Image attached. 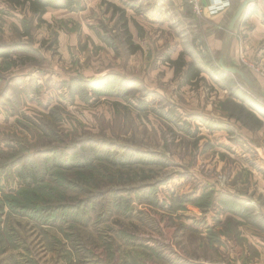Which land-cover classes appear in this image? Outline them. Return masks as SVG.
Wrapping results in <instances>:
<instances>
[{
    "label": "rangeland",
    "instance_id": "obj_1",
    "mask_svg": "<svg viewBox=\"0 0 264 264\" xmlns=\"http://www.w3.org/2000/svg\"><path fill=\"white\" fill-rule=\"evenodd\" d=\"M242 2L219 24L189 0H73L42 20L0 0V46L11 50L0 58V264H246L231 245L259 217L244 166L264 152V117L257 112L258 124L207 72L183 85L169 62L197 59L200 37L215 62L223 56L250 77L254 88L238 80L264 104V75L249 66L264 55L246 52L245 62L240 53V26L255 12L264 22V0L229 33ZM109 3L126 9L142 51L129 53ZM31 165L39 183L28 189L17 170ZM40 196L72 206L22 215Z\"/></svg>",
    "mask_w": 264,
    "mask_h": 264
},
{
    "label": "trees",
    "instance_id": "obj_2",
    "mask_svg": "<svg viewBox=\"0 0 264 264\" xmlns=\"http://www.w3.org/2000/svg\"><path fill=\"white\" fill-rule=\"evenodd\" d=\"M10 2L16 6H22L24 8L26 7L28 11L31 12L39 20L43 19L44 15L46 14L49 8H55V9L70 8L73 4V0H10ZM109 6H110L109 9H113L114 15L119 14L118 20H119L121 29L123 30L125 34V37H126L125 43H126V46L128 47L129 53L135 54L139 51H142L143 49L142 45L135 42L134 34L130 30L129 17L127 16L126 9L120 7L119 5L115 3H109ZM246 13H247V9H245L244 13L242 14L239 20H241L242 17ZM132 21H133L134 27L137 30L138 37L143 40L146 36L145 28L135 18H133ZM97 34L100 37V39L106 42L109 46H111L115 50L118 49L114 42H111L108 38L103 37L100 34V32H97ZM196 39H199L200 41V45H197V43L194 41L196 43V47L199 48V51L197 52V59L195 58L191 61H187L183 53H181L179 57L175 60L169 59L170 64L173 66L175 76H180L183 78V85L194 86V85H198L204 79L203 77L204 72L211 74L212 76L215 77L216 82L222 84L225 89L229 90V92L235 99H239L242 101V104H243V106H241L242 111H245V112L246 110L250 111L253 118L257 117L256 120L258 121V124H262L263 121L260 120V118H258L257 115L258 113H260L264 117V104L258 101V99L252 93L247 91L241 85V82L238 80V78L240 79L239 76L235 77L234 75L227 73L221 68L219 63L215 62L212 56V53H211V49L208 46L207 42H205L204 40H201L200 37ZM9 51L11 50L8 48V46L6 45L0 46V58L9 59L11 57V54ZM140 109L145 110V111H150L149 105L145 101H141ZM156 113L160 115L161 117H163L162 115H164L162 112H156ZM205 123H207V126L210 129L216 128V126H214V124L210 121H205ZM187 133L190 134L191 136H196V131L191 132L187 130ZM138 155H139V158H137V161H139L140 163H143V164L155 163L151 157L145 158V156H140V154ZM17 176L20 178V180L24 182V184H26L28 189H30L33 184L39 183L38 172H37V169L35 168V165H31L28 167H21L20 169L17 170ZM40 187L41 185L38 186V188ZM0 189H2L1 184H0ZM26 192L29 193L30 190ZM50 193H52V191H50ZM207 193H205L204 195L196 199L197 202L195 203H197L200 207H202L203 204L206 203L205 200L207 198ZM24 195L25 194L22 191L18 193V196L21 198V200L25 199L23 198ZM227 197L229 196H225V200L227 202L229 201L232 203L235 200V199L228 200ZM34 200L36 202L31 203L34 205V209H32V207L29 206L30 208H26V210L30 211V214L27 211H25L26 214H22V215L24 216L33 215L36 212L37 213H41V212L51 213L53 209L55 210L60 207L64 208V207L72 206V205H68V206L62 205L58 207L56 205H59V203H57L56 201L45 198V197H41V196ZM80 203L81 202H79V204ZM79 204H73V205L76 206ZM16 207L17 206H14L13 209H16ZM248 210L243 209L242 210L243 215H246ZM231 212L233 214L239 213L238 211L236 212V210L233 208Z\"/></svg>",
    "mask_w": 264,
    "mask_h": 264
},
{
    "label": "crops",
    "instance_id": "obj_3",
    "mask_svg": "<svg viewBox=\"0 0 264 264\" xmlns=\"http://www.w3.org/2000/svg\"><path fill=\"white\" fill-rule=\"evenodd\" d=\"M243 1V0H239ZM236 0H202L203 5L212 15V18L219 24H223V19L227 17L230 9L236 5ZM224 4L220 10L212 12L213 5ZM241 4V3H240ZM250 28V29H249ZM240 31L245 36L244 47L246 52L256 57L264 55V22L259 13H251L242 22ZM232 56L237 58L240 42L237 37H233L231 42ZM261 159L259 161L245 162L246 174L249 178V192L245 199L258 201L257 212L259 217L252 219L250 224L242 226L240 237L243 244H238L232 239V255H236L239 262L247 260L246 264H264V152L259 151ZM252 191V192H251ZM231 242V241H230Z\"/></svg>",
    "mask_w": 264,
    "mask_h": 264
},
{
    "label": "water",
    "instance_id": "obj_4",
    "mask_svg": "<svg viewBox=\"0 0 264 264\" xmlns=\"http://www.w3.org/2000/svg\"><path fill=\"white\" fill-rule=\"evenodd\" d=\"M255 1L256 0H244L240 4V6L238 7L237 11L235 12V14L233 15V17L230 21L229 28H228L229 33L234 30L236 23L238 22V20L240 19V17L244 13L247 6L249 4L255 2ZM219 64L224 71H226L227 73H230L234 76L235 75L239 76L250 88H254V82L250 79V77L242 69H240L238 67L226 65L224 62L223 56L220 58Z\"/></svg>",
    "mask_w": 264,
    "mask_h": 264
},
{
    "label": "built area",
    "instance_id": "obj_5",
    "mask_svg": "<svg viewBox=\"0 0 264 264\" xmlns=\"http://www.w3.org/2000/svg\"><path fill=\"white\" fill-rule=\"evenodd\" d=\"M189 2L197 13H201L202 11H204V5L202 3V0H189ZM221 7H224V4L217 3L216 5H213L211 11L216 12L217 10H220ZM240 53H242L241 56L243 60L247 62L245 60V55H244L246 54V51L244 50L243 47L241 48ZM255 60L257 61H255L254 63H250L249 66L252 68L253 71L261 75H264V56H261L260 58Z\"/></svg>",
    "mask_w": 264,
    "mask_h": 264
}]
</instances>
